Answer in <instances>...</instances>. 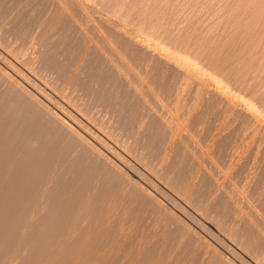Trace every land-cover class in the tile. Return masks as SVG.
<instances>
[{
  "label": "rangeland",
  "instance_id": "1",
  "mask_svg": "<svg viewBox=\"0 0 264 264\" xmlns=\"http://www.w3.org/2000/svg\"><path fill=\"white\" fill-rule=\"evenodd\" d=\"M0 184V264H264V0H0Z\"/></svg>",
  "mask_w": 264,
  "mask_h": 264
},
{
  "label": "bare ground",
  "instance_id": "2",
  "mask_svg": "<svg viewBox=\"0 0 264 264\" xmlns=\"http://www.w3.org/2000/svg\"><path fill=\"white\" fill-rule=\"evenodd\" d=\"M6 179V178H5ZM0 185H2V184H0Z\"/></svg>",
  "mask_w": 264,
  "mask_h": 264
}]
</instances>
